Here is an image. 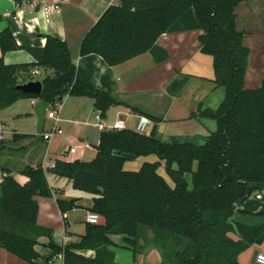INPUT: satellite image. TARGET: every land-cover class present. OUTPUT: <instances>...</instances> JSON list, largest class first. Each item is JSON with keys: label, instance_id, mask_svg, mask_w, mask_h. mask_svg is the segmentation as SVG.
Masks as SVG:
<instances>
[{"label": "trees", "instance_id": "1", "mask_svg": "<svg viewBox=\"0 0 264 264\" xmlns=\"http://www.w3.org/2000/svg\"><path fill=\"white\" fill-rule=\"evenodd\" d=\"M117 1L81 40L80 55L97 54L109 66L123 65L149 52L194 8L203 31L201 53L213 57V83L225 91L217 109H201L198 115L213 120L216 129L205 145L170 144L157 137L156 124L161 121L148 115L156 125L149 134L131 129L103 131L92 161H58L50 172L71 181L74 189L94 195L89 210L105 218L104 225L88 224L77 245H55L54 230L38 225L37 198L53 196L47 171L26 168V184L7 173L1 182L0 246L29 264H38V239L48 237L54 256L62 255L64 264H117L109 250L114 244L111 238L122 236L128 247L136 248L141 231L149 228L185 243L176 254L178 264H242V255L264 244V211L256 214L261 225L245 226L235 219L237 214L251 215L236 207L250 194L249 185L264 186V82L257 89L246 87L250 49L246 32L236 23V9L246 0ZM45 38L42 48L21 46L10 27L1 32L0 110L27 98L55 105L72 96L92 99L104 117L117 104L114 96L82 81L64 40ZM20 50L30 53L35 63L4 62L6 54ZM38 68L52 74L45 75L42 94L26 95L19 87L37 82L31 77ZM126 156H156L158 161L126 171ZM162 161L170 182L159 173ZM76 206L75 201L58 200L64 214ZM87 250L94 251L95 258L79 254Z\"/></svg>", "mask_w": 264, "mask_h": 264}, {"label": "crops", "instance_id": "2", "mask_svg": "<svg viewBox=\"0 0 264 264\" xmlns=\"http://www.w3.org/2000/svg\"><path fill=\"white\" fill-rule=\"evenodd\" d=\"M117 3V0H33L29 3L0 0V34L10 27L18 45L40 48L45 46L46 35L64 40L82 81L101 92L112 94L116 99L117 104L111 106L103 117L109 126L124 120L127 129L136 130L139 117L145 116L153 122L146 134L157 125V137L161 141L201 144L216 129V124L213 120L199 119V112L201 109H217L225 97V91L216 89L213 83V57L201 53L199 38L203 31L195 9L185 13L170 31L160 36L149 52L112 67L97 54L81 56L80 43L106 9ZM238 6L236 23L239 30L246 32L245 43L250 49L246 87L257 89L264 82V0H246ZM53 7H59L61 12H49L48 9ZM4 62L7 65L26 64L35 63V59L27 51L20 50L6 54ZM38 70L39 77L43 73L52 74L51 70ZM27 99L31 101L32 110L37 115V134H25L19 129V121L34 116L31 110L12 105L8 110L0 111V145L4 147L0 150V199L1 182L7 173L21 184H26L29 179L23 175V171L29 167H43L47 171L53 196L37 198L38 225L54 230L55 245H77L86 233L87 216L91 213L89 209L93 206L95 196L74 189L71 181L55 177L50 170L58 161H92L95 158L103 132L94 125L98 110L92 99L65 97L60 101L59 110V127L64 133L44 141L42 135L52 129L54 121L49 116L47 120L41 117L47 106L45 102ZM134 109L144 115L136 113ZM148 115L161 122L155 125L153 118ZM85 144L91 145V148L86 149ZM74 147L78 150L72 154L70 149ZM126 157V171H136L145 162L158 161L154 156ZM162 166L165 168V161H162ZM249 190L248 197L238 202L236 207L251 215L237 214L236 222L245 226L261 225L262 219L256 214L264 211V186L250 184ZM58 200L75 201L77 206L64 214L58 207ZM231 236L237 239L236 235ZM111 240L114 244L109 250L117 264H164L159 250L151 245L145 248L141 239L136 248L128 247L122 236H114ZM49 243L48 237L38 239L36 251L40 257L36 262L64 264L63 256H54ZM256 251L264 255V244L252 246L241 256L240 262L252 264ZM79 254L92 259L96 256L91 250ZM0 264L29 263L0 246Z\"/></svg>", "mask_w": 264, "mask_h": 264}, {"label": "rangeland", "instance_id": "3", "mask_svg": "<svg viewBox=\"0 0 264 264\" xmlns=\"http://www.w3.org/2000/svg\"><path fill=\"white\" fill-rule=\"evenodd\" d=\"M44 77L45 75L43 73V75L40 77L32 76L31 78H33L34 81L42 82ZM61 103L57 102L55 105L46 103L47 104L46 108L47 107L48 108L47 109L45 108L44 112L41 114V117L47 120L48 114H49L48 112L58 109ZM15 105L17 107L18 106L23 107L24 110H27V111L31 110L34 115V116L25 117L21 121L18 122L19 129L21 130L20 132L25 133V134H37V128H36L37 115L34 112V110H32L31 101L29 99L20 100L19 102L14 104L13 107H16ZM6 110L8 109H5L4 111ZM206 143H207V140L202 141L201 144L199 145H205ZM90 144L97 145L96 142L95 143L91 142ZM196 166H197V163L194 167L195 169H196ZM159 173L160 175H164L167 179H169V176L166 175V171L163 166L160 167ZM169 182H170V179H169ZM140 239L142 240V242H144L145 248H148V246L151 245V246H155L159 250L162 258L164 259V264H178L176 254L178 252H181L185 248V243L182 240L178 239L177 237L169 235L167 233H164V234L159 233L149 228L143 229L141 231Z\"/></svg>", "mask_w": 264, "mask_h": 264}, {"label": "built area", "instance_id": "4", "mask_svg": "<svg viewBox=\"0 0 264 264\" xmlns=\"http://www.w3.org/2000/svg\"><path fill=\"white\" fill-rule=\"evenodd\" d=\"M26 2L29 3V1H26ZM48 11L49 12L50 11L51 12L56 11L57 13L61 12L59 7L50 8V9H48ZM20 21H22L21 17H20ZM32 75L38 77L40 75L39 70L35 69L32 72ZM59 110H60V107L58 109H56V110H52L48 114L49 118L54 121V126L52 127L51 130L46 131L45 134L42 135L44 141H50L55 136H61V134L64 133V130L59 127V124L61 122V119H60V116H59V114H60ZM152 124H153V122H152L151 119H149V118H147L145 116L144 117H139L138 123L136 125L137 126L136 131L141 133V134H145L148 131L149 127L153 126ZM94 125L99 127L103 131H111V130L121 131V130H126L127 129L126 121H124V120H118L116 123H114L113 125L109 126L106 123V121L104 120L101 111L97 112L96 122L94 123ZM84 147L86 149L87 148H91V145L85 144ZM77 150H78L77 147L71 148L70 149V153L74 154V153L77 152ZM100 220H101V216L99 214H95L93 212L89 213L88 216H87V222L90 225H97V224L100 223ZM256 262H257V264H264V255L263 254H258Z\"/></svg>", "mask_w": 264, "mask_h": 264}, {"label": "water", "instance_id": "5", "mask_svg": "<svg viewBox=\"0 0 264 264\" xmlns=\"http://www.w3.org/2000/svg\"><path fill=\"white\" fill-rule=\"evenodd\" d=\"M19 89L24 93V94H35V95H40L43 92V84L41 81H37V82H29L27 83V85H23L20 86ZM100 225H104L105 224V218L101 217L100 220ZM259 254V252H255L254 253V258L252 260V264H257L256 260H257V255Z\"/></svg>", "mask_w": 264, "mask_h": 264}]
</instances>
